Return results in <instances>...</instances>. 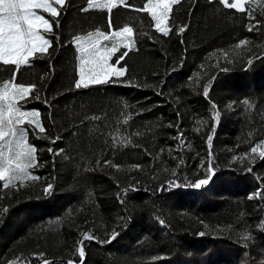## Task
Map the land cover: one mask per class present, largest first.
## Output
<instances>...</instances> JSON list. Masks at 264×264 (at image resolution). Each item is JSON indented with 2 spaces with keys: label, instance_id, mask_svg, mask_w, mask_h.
I'll list each match as a JSON object with an SVG mask.
<instances>
[{
  "label": "trees",
  "instance_id": "16d2710c",
  "mask_svg": "<svg viewBox=\"0 0 264 264\" xmlns=\"http://www.w3.org/2000/svg\"><path fill=\"white\" fill-rule=\"evenodd\" d=\"M115 3L66 0L55 18L37 10L53 25L48 53L19 69L0 62V89L35 85L16 103L38 111L45 129L23 126L38 179L0 180V264H264V195L255 196L264 194V0L243 11L180 0L167 36L139 11L148 0ZM126 26L125 76L76 89L75 37ZM10 140H0L9 176L30 163ZM209 168V183L193 188Z\"/></svg>",
  "mask_w": 264,
  "mask_h": 264
},
{
  "label": "snow or ice",
  "instance_id": "6c2138e0",
  "mask_svg": "<svg viewBox=\"0 0 264 264\" xmlns=\"http://www.w3.org/2000/svg\"><path fill=\"white\" fill-rule=\"evenodd\" d=\"M66 0H0V62L3 65H14L16 69H19L20 65H27L30 57H35L37 54H47L49 48L52 47V41L46 39L40 34V27L43 26V32L51 33L53 31V25L48 19H45L43 15H39L36 10H42L45 13H49L51 17H58L61 13L57 7L58 5L63 7ZM89 8L100 7L99 4H95L93 0H87ZM121 4H125V0H120ZM180 0H148V5L139 11H146L150 13L151 18L154 20L155 28L167 36L170 29L168 28L169 14L172 11L174 4H179ZM222 3L230 9H240L243 11L242 0H236L235 3H229V0H222ZM111 11L112 7L116 6L115 0H108V3L103 5ZM125 6H127L125 4ZM85 11L87 9H84ZM109 25H111V19L109 18ZM185 29L180 28L179 31L183 32ZM251 30V29H249ZM96 38L93 39V34H88V39L85 40L81 37H75V44L79 48L80 63H79V79L75 80L74 87L76 89L88 88L93 85H103L108 83H114L113 78L119 79L124 77L127 68L117 67L121 61H124L128 56V51L122 52L116 59V64H110L111 58L119 51L120 47L126 49L134 48L133 29L131 27H123L120 31L114 33L115 37H120L121 42L113 43L112 47L105 45L101 48L100 38L104 41L112 40L113 37L103 32H97ZM246 41L241 40L240 44H244ZM251 63V61H249ZM226 71V69H225ZM17 72H13V77ZM11 89V92H9ZM35 85L25 86L23 84H4L0 89V140H4L5 136H11L12 140L9 141L10 151L13 146L15 148V155L17 157L22 156L30 163L24 167L19 164L12 168V175L9 176L8 172L11 168V160L4 161L0 157V180L5 181L2 187L7 188L14 180H24L25 178L38 179V177L30 176L27 169L35 167V152L34 146L27 144V133L29 129L23 127L25 124L31 126L33 135L38 133H45V129L40 122V113L38 111H21L16 106V98L20 101L27 102L32 98ZM204 95L207 97L208 89H204ZM39 99V97H35ZM247 104V101L244 102ZM7 112V116H5ZM20 126L19 128L17 126ZM7 129L5 131L4 129ZM57 139H59L57 137ZM53 143L55 141H52ZM264 144V141L261 142ZM207 144L211 146L212 137L207 138ZM260 145L251 149L252 153H256ZM51 152L52 149L50 148ZM62 151V150H60ZM260 158L264 159V150L259 152ZM107 163V162H106ZM7 164V167L3 166ZM138 167V166H137ZM252 171L251 168L248 169ZM208 179H201L191 186L195 189H200L202 185H207L211 176L213 175L211 168L208 169ZM174 182H169L165 187H176ZM135 189H128L126 191H134ZM45 195H50L53 191V185L48 184L43 189ZM264 195L261 192L255 193V196ZM252 198V197H250ZM3 211H7L4 209ZM163 223V221H161ZM117 233H113L111 239L116 238ZM204 235V233H200ZM84 239L92 240L93 236H85ZM110 242V241H106ZM83 243V241H81ZM85 255L84 248L80 247L79 257L83 258ZM44 264H49L47 260ZM67 264H73L72 261H68Z\"/></svg>",
  "mask_w": 264,
  "mask_h": 264
},
{
  "label": "rangeland",
  "instance_id": "374dc122",
  "mask_svg": "<svg viewBox=\"0 0 264 264\" xmlns=\"http://www.w3.org/2000/svg\"><path fill=\"white\" fill-rule=\"evenodd\" d=\"M117 1H120V0H117ZM245 1H248V0H242V4H243V7H244V3H245ZM93 2L95 3V4H99L100 5V7L101 6H103V5H105V4H107L108 3V0H93ZM236 2V0H229V3H235ZM153 3H155V0H153ZM54 7H56V6H58V5H53ZM89 7V6H88ZM37 11V10H36ZM37 13H38V11H37ZM39 14V13H38ZM40 15V14H39ZM167 26H168V28L170 29V25H169V22H168V24H167ZM126 27H129V26H126ZM97 32H102V31H100V30H96V31H94V32H92V34H93V39H95L96 38V36H95V34L97 33ZM40 34L41 35H43L46 39H49V37L47 36H45V32H43V26H41L40 27ZM110 36H112L113 37V39L112 40H109V41H104L103 40V38H100V43H101V48H103L105 45H107V47H112V44L115 42V43H120L121 42V39L122 38H120V37H115L114 36V33L113 34H111ZM79 37H81V38H83V39H85V40H87L88 39V34H86V35H80ZM74 43H75V41H74ZM77 46V45H76ZM130 47H131V45H130ZM78 48V47H77ZM122 48H124V47H120V49H122ZM79 49V48H78ZM119 49V50H120ZM118 53V52H117ZM117 53L111 58V60L109 61V63L110 64H116V56H117ZM80 56H81V53L79 52V58H80ZM118 57V56H117ZM79 63H80V59H79ZM117 67H122V66H120V64L119 65H117ZM79 79V78H78ZM7 84H9V83H7ZM25 86H27V85H25ZM17 100H19V98L17 97L16 98V101ZM16 106L17 107H19L20 105L18 104L17 105V103H16ZM25 111H32L33 109H28V110H26V109H24ZM7 116V115H6ZM5 130V129H4ZM5 138H8V136H5ZM9 160V159H8Z\"/></svg>",
  "mask_w": 264,
  "mask_h": 264
}]
</instances>
